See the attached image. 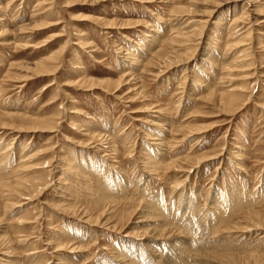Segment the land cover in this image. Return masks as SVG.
<instances>
[{
	"label": "rangeland",
	"instance_id": "rangeland-1",
	"mask_svg": "<svg viewBox=\"0 0 264 264\" xmlns=\"http://www.w3.org/2000/svg\"><path fill=\"white\" fill-rule=\"evenodd\" d=\"M12 1L0 0V121L26 124L4 115L22 114L53 130H0V264H264V23L245 0ZM203 20L191 57L171 39ZM151 30L161 43L114 93ZM63 46L57 75L27 79V65ZM85 76L113 81L89 90ZM87 123L100 139L80 131ZM150 133L174 145L158 172Z\"/></svg>",
	"mask_w": 264,
	"mask_h": 264
},
{
	"label": "bare ground",
	"instance_id": "bare-ground-1",
	"mask_svg": "<svg viewBox=\"0 0 264 264\" xmlns=\"http://www.w3.org/2000/svg\"><path fill=\"white\" fill-rule=\"evenodd\" d=\"M88 1H90V2H88ZM138 1V0H137ZM15 2V0H13L12 1V3H10V4H8L7 5V7L8 6H10L11 4H13ZM83 2V1H82ZM87 2L88 3H90L91 5H95L97 2H98V0H87ZM100 2V1H99ZM226 2V0H217L215 3H213V4H215V6L216 7H218V8H220L221 6H223L224 5V3ZM245 2H246V4H245V6H243V7H245V11L250 15L251 13L253 14V15H257V16H260V18H258V19H255V20H257V25H260V24H262V23H264V0H245ZM243 5V4H242ZM4 6V5H3ZM2 6V2H0V9L1 8H5V7H3ZM214 7V6H213ZM212 7V9H214ZM215 10H216V8H215ZM244 10V9H243ZM213 11L214 10H211V11H209L208 13H207V15L209 16L208 18H210L211 17V15H213L212 13H213ZM3 12V11H2ZM215 12V11H214ZM244 12V11H243ZM246 13V14H247ZM177 14V13H176ZM175 14V15H176ZM205 15H206V13H204ZM93 17V16H92ZM175 17V16H174ZM235 17V16H234ZM248 17V16H247ZM247 17H245V18H247ZM250 17V16H249ZM161 18V17H160ZM242 18V17H241ZM2 20V19H1ZM98 21H100L103 25H105V29H112V28H114V23L113 22H110V21H104V20H100V19H97ZM242 20H244V19H242ZM213 21V20H212ZM206 22H208V20L206 21V20H203V21H201V23H200V25H202V26H200V27H196L195 29H189L188 30V32L185 34L184 33V36H183V38L181 37H177V36H173L172 37V41H175V42H177V43H179V45L180 46H189L190 47V49H193V51H194V53H193V55L191 56V57H193V56H195L196 55V53H197V49L198 48H200L201 46H200V42H202V35H203V32H204V30H205V25L204 24H206ZM232 24H235L236 25V23L237 22H239L238 21V19L237 18H234V19H232ZM135 23V22H134ZM178 23V22H177ZM122 24H124V26H122L121 28H129V24H133V22H131V21H127V22H122ZM136 24V23H135ZM183 24H185V23H183ZM198 24H199V22H198ZM249 24V23H248ZM179 25V24H178ZM193 25V24H192ZM210 25V24H209ZM48 26H49V24H48ZM174 26V25H173ZM183 26V25H182ZM195 26V25H194ZM193 26V27H194ZM102 27V26H101ZM184 27H186V26H184ZM183 27V28H184ZM232 27V26H231ZM177 28V27H176ZM183 28H181V29H183ZM187 28V27H186ZM188 28H189V26H188ZM39 29V28H38ZM104 29V28H103ZM105 29H104V31H105ZM173 29V28H172ZM180 29V30H181ZM233 30V29H232ZM247 30H248V28H247ZM246 30V31H247ZM108 31V30H107ZM164 32H161V31H159V30H151L149 33L148 32H145L144 33V35L148 38V40H147V44H145V45H141V46H139L140 47V49H139V54L138 53H135V52H131V53H126L127 54V62L129 61V64H125V73H123L124 75L121 77V78H119L118 80H109V79H93V78H89V77H82V79H79L78 80V82H80L81 84H79V85H81L82 87H86V88H88L89 90H92V89H96V88H102V89H104V88H107V87H105L106 85H108V84H105V82H112L113 81V83L116 85V87L114 88V93L115 92H118V91H121V89H122V87H123V83L125 82L126 84H129V83H131V81L132 82H134L135 81V79H136V77H135V72H134V69L132 68V66L133 65H135V64H139L140 62H142L143 60H142V57H144L145 56V53L147 52V48H149V47H151L152 48V46H154L155 48H158L157 46L161 43V38L162 37H164V34H163ZM170 33V32H169ZM237 33V32H236ZM233 32L232 33H230L228 36H230V35H232L233 36ZM241 34H243V33H241ZM109 35V34H108ZM170 35H172V34H170ZM225 35V34H224ZM251 35V34H250ZM181 36V35H180ZM228 36H226V37H228ZM245 36V35H244ZM252 36V35H251ZM225 37V36H224ZM242 37H243V35H242ZM241 37V38H242ZM251 38V37H250ZM109 39V38H108ZM222 39H224V38H222ZM234 39V38H233ZM233 39H231L232 41H234ZM246 39V38H245ZM229 40V39H228ZM92 41V40H91ZM225 41V40H224ZM75 43V42H74ZM228 43V42H227ZM251 43V42H250ZM249 43V44H250ZM29 44V43H28ZM95 44V43H94ZM226 44V43H225ZM236 44V43H235ZM156 45V46H155ZM227 45V44H226ZM232 46H233V44H232ZM236 46H240V47H242V46H244V44H243V42L241 43V41L240 42H237V45ZM42 47V46H41ZM245 47V46H244ZM35 48H39V47H37V46H35ZM67 48H68V46H67ZM120 48V47H119ZM138 48V47H137ZM225 48V47H224ZM64 50H66L65 49V47L63 46V48L60 50V51H57V52H54V53H52V54H50L49 56H47L46 58H43L42 60H40L39 62H35L33 65H27V69L29 70V72L31 73L29 76H26L27 77V79H31V78H33V75H36V76H38V77H41V78H46V77H50V76H55V74H56V72H58L59 73V69H60V59H61V57H62V54H63V52H64ZM122 50V49H121ZM155 50V49H154ZM219 50V49H218ZM157 51V50H156ZM174 51H176V49L174 50ZM229 51V50H228ZM129 52V51H128ZM250 53H252V51L250 52ZM65 54H66V52H65ZM190 54V53H189ZM191 54H192V52H191ZM206 54H208V57H210L207 61L209 62V61H211L212 60V62H213V65L215 66V67H217L218 65L220 66V65H222V61H221V59L220 58H215V59H211L212 57H215L216 56V54H215V51L213 50V51H208ZM230 54V53H229ZM247 54H249V53H247ZM247 54H245V55H243L242 56V58H243V61H245V60H247L246 58L249 56V55H247ZM156 55H159V52L158 53H156ZM66 56V55H65ZM126 57H125V59H126ZM191 57H188L187 59H190ZM63 58V57H62ZM128 58H129V60H128ZM192 59V58H191ZM242 60V59H241ZM249 61H252V59L251 60H249ZM145 62V61H144ZM184 62V61H183ZM182 62V63H183ZM186 62H187V60H186ZM247 62V61H246ZM64 63V62H63ZM62 63V64H63ZM178 63V62H177ZM171 64H173V63H171ZM180 64V63H179ZM175 65H177V64H175ZM227 65V64H226ZM170 67V66H169ZM207 67V69L208 70H210V67H208V66H206ZM232 67H235V66H233L232 64H229L228 66H227V69H229V68H232ZM235 68H237V67H235ZM234 68V69H235ZM206 69V70H207ZM59 70V71H58ZM210 72V71H209ZM205 73H208V72H205ZM57 75V74H56ZM222 75V74H221ZM25 77V78H26ZM35 77V76H34ZM204 77V76H203ZM224 78V77H223ZM205 80V79H204ZM137 82V81H136ZM139 82V81H138ZM56 84V79L54 78V79H52V81H50L47 85H45V87H44V90L45 89H47V88H50L51 86H53V85H55ZM133 84V83H132ZM136 84H138V83H136ZM186 84V83H185ZM24 85V84H23ZM138 89H140V88H138ZM83 90V89H82ZM109 90V89H108ZM113 92V91H112ZM127 92H129V91H127ZM129 93H131V91L129 92ZM130 98L131 99H129V100H131V101H129V102H131V104H133V103H136L137 102V99H134L135 97H133V96H130ZM222 101V104L226 107V106H228V107H232V105H234V102H233V100H230V99H222L221 100ZM72 104H76V103H78V101H77V99L76 98H74V99H72ZM221 103V102H220ZM221 104V105H222ZM243 105H244V103H243ZM243 105L242 106H240V107H243ZM74 108L75 109H77V107H75V105H74ZM73 108V109H74ZM71 110L73 113H77V114H81L82 113V111H81V113L80 112H75L74 110ZM69 112V111H68ZM135 112H140L138 109H137V111H135ZM12 113V112H11ZM72 113V114H73ZM4 115H6L7 117H9L10 119H15V118H18L19 116V118L20 119H25V120H23V121H25V122H27L26 124H20V125H17V124H15V123H9V122H3V121H0V130H4V129H8V130H13L14 132H17V134L19 133H23V132H26L27 130L28 131H31V132H40V131H52L53 129V125H52V122L51 121H49V120H42V119H34V118H28L27 119V117H24L22 114H20V115H14V113L13 114H4ZM30 117H32V116H30ZM94 116H91V115H88V117L87 118H89V119H91V120H93L94 118H93ZM37 118V117H36ZM72 120V119H71ZM10 121V120H9ZM14 122H16V120H13ZM73 122V121H72ZM164 122V121H163ZM88 124V123H87ZM90 124V123H89ZM88 124V127H83V125L80 127V131H86V134H84L85 136H87V138L89 137V141H91V140H97V139H100V135H97V133L95 132V131H93L92 129L94 128L93 126V128H91V125H89ZM49 125H51V127L49 126ZM93 125V124H92ZM87 126V125H86ZM160 126V125H159ZM166 126H168V125H166ZM55 127V126H54ZM79 127V126H78ZM90 127V128H89ZM88 128V129H87ZM165 128V127H164ZM162 129V128H161ZM56 130V129H55ZM96 130V129H95ZM100 130V129H99ZM104 130V129H103ZM97 131V130H96ZM101 131V130H100ZM168 131H169V133L171 132V129H170V127L168 128ZM103 132V131H102ZM192 132H194V131H192ZM200 132V131H199ZM101 133V132H100ZM158 133H160V131L158 132ZM161 133H165V132H161ZM18 134V135H19ZM152 133H150V134H148L149 136L151 135ZM111 135V134H110ZM188 135H190V134H188ZM192 135V134H191ZM153 136V137H152ZM152 138H151V140L153 141V143H151L150 145H153L154 146V148H153V154H151V156H150V162H149V164H150V167L152 168V170L153 171H155V172H158V164L159 163H163V162H165V159H166V157H167V155L169 154V151L173 148V144L172 143H169V141H168V139H167V137L165 136L164 137V135L162 134L161 136L160 135H157V133L156 134H152ZM107 137V136H106ZM150 138V137H149ZM105 139V138H104ZM111 139V138H110ZM113 140H115V139H113ZM110 141V140H109ZM106 142V141H105ZM92 142H90V144H91ZM108 143V142H107ZM114 143L115 142H113V145H114ZM81 144V143H80ZM84 145H86V143L84 144ZM96 145V144H95ZM111 146H112V144H111ZM91 147V146H90ZM100 147V146H99ZM170 147H172V148H170ZM237 147V146H236ZM28 148V147H27ZM52 148H53V146H52ZM56 148V147H55ZM102 148V147H101ZM98 150V149H97ZM103 150V149H102ZM150 150V149H149ZM113 151H114V148H113ZM150 151H152V149L150 150ZM55 152H56V150H55ZM54 152V153H55ZM105 153V152H104ZM152 153V152H151ZM147 154V153H146ZM150 154V153H149ZM23 155V154H22ZM9 156V155H8ZM57 155H55V157H56ZM24 157V156H23ZM221 157V156H220ZM22 158V157H21ZM26 158V157H25ZM54 158V157H53ZM107 159V158H106ZM210 158H208V159H204V160H200L199 162H198V164H197V167H198V165H200V164H202V163H204V162H207L208 160H209ZM65 161V160H64ZM69 161V160H68ZM67 161V162H68ZM162 161V162H161ZM54 162V161H53ZM73 164V163H72ZM53 165V164H52ZM69 165V164H68ZM160 165V164H159ZM51 166V165H50ZM66 166V165H65ZM71 167V166H70ZM52 168V167H51ZM50 168V170H49V173L51 174L52 173V169ZM70 169V168H69ZM54 170V169H53ZM182 170H185V169H182ZM54 175V174H53ZM50 178V177H49ZM52 179V178H51ZM71 179V178H70ZM50 184V183H49ZM48 183H46L45 185H44V187L41 189V190H38V191H36V193H38V194H42V192H45L47 189H48ZM9 194V193H8ZM32 200V199H31ZM176 211H178V210H176ZM71 212H73V213H75L76 214V212L77 211H75V210H72ZM69 215H70V213H68ZM71 216V215H70ZM87 216V215H86ZM163 216V215H162ZM73 217V216H72ZM75 217V216H74ZM86 218V217H85ZM82 219V218H81ZM87 219L91 222V221H93L94 222V220L91 218V217H87ZM192 220V219H191ZM192 224V223H191ZM62 238V237H61ZM61 240V239H60ZM185 244V243H184ZM183 244V245H184ZM61 243H58V247H59V249L58 250H61V249H63V246L64 245H62ZM175 247H177V248H179V250L180 249H182L183 247H182V245H180L179 247L178 246H175ZM149 250V249H148ZM177 253V252H176ZM176 253H173L175 256H176ZM183 252H179L178 253V255H181ZM177 255V256H178ZM170 258V257H169ZM171 259V258H170ZM172 259H174V260H172V261H170V262H172L173 264H176V257L175 258H172ZM180 260L182 259V255L180 256V258H179ZM178 260V259H177ZM169 262V261H168Z\"/></svg>",
	"mask_w": 264,
	"mask_h": 264
}]
</instances>
